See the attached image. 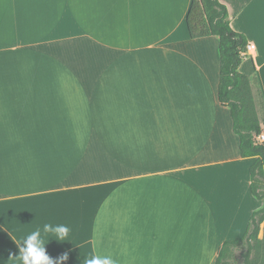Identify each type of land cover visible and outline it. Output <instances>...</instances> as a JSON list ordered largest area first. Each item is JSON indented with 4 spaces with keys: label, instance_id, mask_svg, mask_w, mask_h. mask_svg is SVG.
Returning <instances> with one entry per match:
<instances>
[{
    "label": "crops",
    "instance_id": "obj_1",
    "mask_svg": "<svg viewBox=\"0 0 264 264\" xmlns=\"http://www.w3.org/2000/svg\"><path fill=\"white\" fill-rule=\"evenodd\" d=\"M218 2L264 100V0ZM190 4L0 0V264L45 224L70 230L45 245L61 264H215L245 234L262 207L254 158L218 100V38L189 37Z\"/></svg>",
    "mask_w": 264,
    "mask_h": 264
},
{
    "label": "trees",
    "instance_id": "obj_2",
    "mask_svg": "<svg viewBox=\"0 0 264 264\" xmlns=\"http://www.w3.org/2000/svg\"><path fill=\"white\" fill-rule=\"evenodd\" d=\"M186 26L193 40L218 38V100L230 110L240 156L254 158L250 167V190L262 202V207L252 213L242 238L222 244L215 264H226L227 251L243 242L248 244L243 264H264V228L263 237L259 238L261 224L264 227V144L254 141L256 136L264 134V100L257 78L239 71L247 56V40L231 28L228 12L218 0H191Z\"/></svg>",
    "mask_w": 264,
    "mask_h": 264
},
{
    "label": "clouds",
    "instance_id": "obj_3",
    "mask_svg": "<svg viewBox=\"0 0 264 264\" xmlns=\"http://www.w3.org/2000/svg\"><path fill=\"white\" fill-rule=\"evenodd\" d=\"M69 231L64 225L50 224H45L42 231L39 228L35 229L20 243L15 242L19 247V254L15 256L13 264H61L67 259V254L54 260L46 253L45 245L50 240L58 243L68 240ZM84 264H115V262L109 256L93 254L91 258H85Z\"/></svg>",
    "mask_w": 264,
    "mask_h": 264
},
{
    "label": "rangeland",
    "instance_id": "obj_4",
    "mask_svg": "<svg viewBox=\"0 0 264 264\" xmlns=\"http://www.w3.org/2000/svg\"><path fill=\"white\" fill-rule=\"evenodd\" d=\"M263 224L260 226L259 238L263 237ZM248 244L246 242L241 243L240 245L231 247L224 258L226 264H243L244 256L247 251Z\"/></svg>",
    "mask_w": 264,
    "mask_h": 264
},
{
    "label": "built area",
    "instance_id": "obj_5",
    "mask_svg": "<svg viewBox=\"0 0 264 264\" xmlns=\"http://www.w3.org/2000/svg\"><path fill=\"white\" fill-rule=\"evenodd\" d=\"M252 48H253V46H252L251 44H247V45H246V50H247V52H248L249 50H251ZM254 141H255L256 144H264V134L261 133L260 135L256 136V137L254 138ZM263 172H264V167H263Z\"/></svg>",
    "mask_w": 264,
    "mask_h": 264
}]
</instances>
